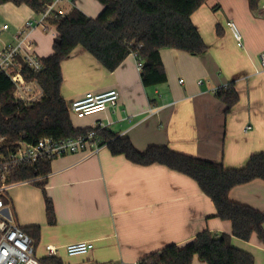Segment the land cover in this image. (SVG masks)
<instances>
[{
  "label": "crops",
  "instance_id": "crops-1",
  "mask_svg": "<svg viewBox=\"0 0 264 264\" xmlns=\"http://www.w3.org/2000/svg\"><path fill=\"white\" fill-rule=\"evenodd\" d=\"M77 7L88 17L103 11L98 0H67L56 13L67 15ZM28 6H0V30L14 35L27 21L37 19ZM3 22V23H2ZM207 45L201 56L164 49L161 58L167 82L145 88L137 59L130 55L111 72L83 48L62 64V97L71 101L89 92L116 89L119 101L108 111L72 122L88 130L97 123L107 131L129 138L140 152L150 146L228 169L246 166L252 155L264 152V0L252 11L249 0H208L192 15ZM237 24L243 40L239 47L228 23ZM3 32V31H2ZM55 26L32 34L41 58L54 53ZM6 45V44H5ZM1 45L0 50L5 46ZM203 81L202 84L199 82ZM234 83L240 96L231 112L216 90ZM248 127L251 129L247 130ZM55 210L50 224L43 189L30 182L15 183L7 192L12 220L34 235L35 255L47 258L45 248H58L63 264H142L146 257L176 245L184 247L206 231L232 234V224L217 217L214 202L188 176L163 165L141 166L104 147L97 155L78 153L55 159L45 186ZM230 199L264 212V181L233 188ZM92 242L85 256L70 257L66 246ZM235 248L264 264V241L254 234L249 242L232 237ZM48 259V258H47ZM193 264H207L198 257Z\"/></svg>",
  "mask_w": 264,
  "mask_h": 264
},
{
  "label": "trees",
  "instance_id": "trees-1",
  "mask_svg": "<svg viewBox=\"0 0 264 264\" xmlns=\"http://www.w3.org/2000/svg\"><path fill=\"white\" fill-rule=\"evenodd\" d=\"M53 1L0 0V6L8 3L26 5L39 16ZM98 1L104 8L97 18L88 17L75 6L65 16L55 12L49 18V24L55 26L58 32L53 45L54 53L42 58V72L31 73L27 77L28 81H38L42 88L43 95L39 100L25 102L18 99L12 81L6 75L0 76V134L6 136L10 143L23 141L34 144L43 138L64 140L77 138L89 131L74 127L69 105L61 94L62 64L79 47L111 72L118 69L127 57L136 54L144 61L141 79L145 88L167 82L162 50L175 49L192 56H201L207 51L206 43L192 22V15L208 0ZM260 3L261 0H249L254 12L259 9ZM216 94L227 106L228 113L240 102L234 83ZM101 135L113 155H124L141 166L163 165L195 180L214 202L217 217L231 222L233 227L231 235L203 232L186 246L167 247L146 257L142 264H193L196 257L207 264H255L254 256L233 246L232 237L249 242L257 234L264 241V212L233 202L229 194L237 186L255 180L264 181V152L252 155L243 168L228 169L222 163L180 154L167 146H150L140 152L129 138L119 137L107 130ZM52 162L44 161L39 167L23 166L9 177L11 183L30 182L43 189L50 224L55 222V210L45 186ZM5 202L8 204L7 198ZM6 215L12 219L10 212L6 211ZM34 230V235H29L36 239L40 230L38 227ZM41 261L44 264H63L54 258Z\"/></svg>",
  "mask_w": 264,
  "mask_h": 264
},
{
  "label": "built area",
  "instance_id": "built-area-1",
  "mask_svg": "<svg viewBox=\"0 0 264 264\" xmlns=\"http://www.w3.org/2000/svg\"><path fill=\"white\" fill-rule=\"evenodd\" d=\"M67 0H54L47 10L37 19L29 20L14 35L12 43L5 45L0 50V76L6 75L16 87V96L25 102H34L43 95V90L38 81H28L29 74H39L44 69L42 58L36 50L32 34L37 29L47 31L49 18L57 7ZM231 30L239 47L243 46L242 34L234 22H229ZM5 25L2 31L8 30ZM137 69L141 72L144 61L136 54ZM264 67V57L262 58ZM200 84L203 81L199 82ZM225 86L220 89H226ZM216 90V93L220 90ZM119 92L116 89L102 92H89L70 102L69 112L71 117L82 120L90 116L104 113L117 106ZM251 129L248 127L247 130ZM107 126L97 123L89 131L77 138L55 140L43 138L37 143L29 144L23 141L10 143L8 138L0 134V264H44L35 255L34 240L18 225L15 220L6 215L7 192L14 183L10 182V174L23 166L39 167L44 161H54L57 158L78 153L97 155L100 150L107 147L101 132ZM95 249L92 242H76L66 246V253L70 257L85 256ZM47 258H57L59 250L53 245L45 248Z\"/></svg>",
  "mask_w": 264,
  "mask_h": 264
},
{
  "label": "rangeland",
  "instance_id": "rangeland-1",
  "mask_svg": "<svg viewBox=\"0 0 264 264\" xmlns=\"http://www.w3.org/2000/svg\"><path fill=\"white\" fill-rule=\"evenodd\" d=\"M3 23V22H2ZM236 24V23H235ZM2 30V29H1ZM0 30V31H1ZM13 41L11 40V38L8 37V33L6 31H3L0 33V48H1V45H4L6 44H10L12 43Z\"/></svg>",
  "mask_w": 264,
  "mask_h": 264
}]
</instances>
